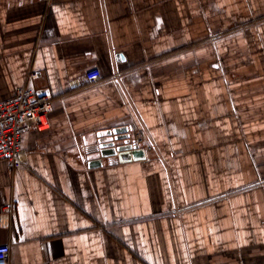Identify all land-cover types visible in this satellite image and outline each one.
<instances>
[{"label": "crops", "instance_id": "1", "mask_svg": "<svg viewBox=\"0 0 264 264\" xmlns=\"http://www.w3.org/2000/svg\"><path fill=\"white\" fill-rule=\"evenodd\" d=\"M23 86L53 111L0 162L10 264H264V0H0V103ZM124 128L145 157L102 158Z\"/></svg>", "mask_w": 264, "mask_h": 264}, {"label": "built area", "instance_id": "2", "mask_svg": "<svg viewBox=\"0 0 264 264\" xmlns=\"http://www.w3.org/2000/svg\"><path fill=\"white\" fill-rule=\"evenodd\" d=\"M38 74L31 75L36 79ZM85 80L89 85H97L103 80L100 70L86 73ZM77 87L79 83L72 82ZM53 111V96L47 90H35L29 86L20 87L16 95L9 101L0 103V162L8 164L13 173L18 165L25 164L27 153L23 150V137L31 129L46 131L50 128L49 116ZM135 143L140 148L145 142V136L137 134ZM152 151V146L146 147ZM13 206L8 204L3 215L12 217ZM11 246L0 245V264H10Z\"/></svg>", "mask_w": 264, "mask_h": 264}, {"label": "water", "instance_id": "3", "mask_svg": "<svg viewBox=\"0 0 264 264\" xmlns=\"http://www.w3.org/2000/svg\"><path fill=\"white\" fill-rule=\"evenodd\" d=\"M102 138L98 146L102 158L119 156L123 160L140 159L145 157V152L136 144L119 146L118 141L130 138L129 129H118L109 131L106 135H100ZM103 165L102 160L93 161L90 167H99Z\"/></svg>", "mask_w": 264, "mask_h": 264}]
</instances>
